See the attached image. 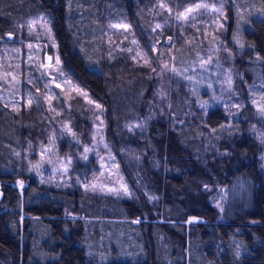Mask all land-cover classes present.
Here are the masks:
<instances>
[{
  "label": "trees",
  "instance_id": "trees-1",
  "mask_svg": "<svg viewBox=\"0 0 264 264\" xmlns=\"http://www.w3.org/2000/svg\"><path fill=\"white\" fill-rule=\"evenodd\" d=\"M158 1L0 0V58L18 53L21 47L25 52L33 25L42 21L51 24L64 68L105 108L107 138L137 197L123 201L114 212L107 211L100 200L93 199L95 204L88 198L81 200L82 192L65 194L47 189L39 184L36 174L29 172L27 151L32 150L34 159L51 133H55L61 151L75 157V176L89 182L99 170L95 161L87 164L79 158L84 145L92 144L95 131L92 111L83 100L55 101L61 112L60 122L48 115L45 105L34 103L31 109L23 105L20 111L1 107L0 179H4L6 194L0 200V209L11 206L18 213L0 212V264H98L94 261L97 257L88 255L84 239L89 218L101 215L121 219L104 223L114 230L115 241L119 242L114 247L119 255L124 248L116 239L117 229L133 234L131 242L137 241L141 247L131 257L121 256L104 264H194L195 253L203 256L198 264H264L261 148L246 133L237 140L219 138V130L227 122L224 110L206 111L191 98L185 82L162 64H155L165 47L174 48L162 61L179 50L193 53L195 47L185 42L181 29L183 17L190 13L187 8L195 16L205 4H214L218 12L227 5L234 16L232 0H162L164 15L157 17L154 10ZM94 13L104 26L101 30ZM109 15L112 24L120 23V16L127 19L132 35L138 37L139 44L130 52L112 51L105 34L111 24ZM89 20L98 25L94 37L86 28ZM254 22L247 37L264 70V19ZM158 24L164 26L161 38L154 30ZM166 34L173 39L168 41ZM138 47L155 57L153 64L134 59ZM250 57L253 59V54L238 56V67L248 71L253 65ZM33 86L40 95L38 85ZM63 124L73 128L77 139L64 130ZM17 179L31 182L21 192V186L14 183ZM221 185L229 191L224 222H218L220 210L212 198ZM68 208L86 218L73 220L66 216ZM145 209L152 212L151 219L134 225L132 217L146 218ZM22 212L32 216L23 219V225L19 219ZM35 216L47 221L46 231L41 232L45 235L42 242L31 226ZM192 216L205 222L189 224ZM146 224L147 236L142 230ZM41 228L37 227L38 231ZM215 236L218 251L212 260L205 252L214 253L211 237Z\"/></svg>",
  "mask_w": 264,
  "mask_h": 264
},
{
  "label": "rangeland",
  "instance_id": "rangeland-1",
  "mask_svg": "<svg viewBox=\"0 0 264 264\" xmlns=\"http://www.w3.org/2000/svg\"><path fill=\"white\" fill-rule=\"evenodd\" d=\"M232 3L235 11L234 16L230 14L227 5L218 12L214 4H209L210 6L205 4V8L195 16L192 15V9L187 8L190 13L183 17L181 29L186 39L185 42L192 45L193 48L195 47L193 53L184 54L179 50L168 60L162 61L166 54L174 48L173 46L171 49L165 47L161 54L158 52L161 56H158L156 60L154 56L152 57L144 49L138 47L132 56L139 63L153 64L155 60V64H162L163 68L171 71L178 80L185 82L191 98H194L206 111L222 108L226 114L227 122L219 130L218 137L224 140L236 137L235 140H237L245 133L250 135V139L255 140L258 147L261 148L264 167V70L260 62L261 57L247 37V31L253 28L254 21L264 19V0H232ZM163 9V1L159 0L158 6L154 10L155 15L157 17L164 15ZM95 14L93 17L101 30L104 26ZM86 17L92 18L89 14ZM109 18L111 24L109 21L110 25L105 34L107 41L113 46L112 51L126 50L130 52L134 46L139 44L138 37L132 35L130 31L132 27L127 23V19L121 16L119 18L121 24H112L113 17L109 15ZM92 19L95 21L94 18ZM98 25L92 20L88 21L86 28H89L93 37L98 34L99 30L96 32ZM163 28L164 26L161 24H158V27L154 26V30L158 32L160 38L165 35L162 31ZM28 34L25 52L21 47L18 53L6 54L0 58V108L7 107L20 111L23 105L31 109L32 105L37 103L39 107L45 105L48 115L54 121H59L61 112L55 105V101L61 99L67 102L83 100L92 111L95 131L92 144L84 145L79 158L87 164L93 160L99 168L96 173L91 175L89 182H84L75 176L72 173L75 157L71 152H62L55 133H51L47 143L43 144L38 151L37 158L31 159L32 150L27 151L28 156L25 157V160L29 165L28 170L32 174H36L39 184L47 189L65 192V194L82 192L84 195L81 194V200L88 198L93 204H95L93 199L100 200V205L104 207V210H113L114 212L115 207H120L123 201L135 200L137 197L135 198V190L115 154L113 144L107 138L105 108L64 68V62L59 54L60 44L50 23L42 21L35 24L29 29ZM93 37L91 39L95 40ZM166 37L168 41L173 39L169 34H166ZM244 54L247 56L253 54V59L249 58L253 65L248 71L246 69L247 72L238 67L236 63V58ZM33 84L38 85L37 89L38 92H41L40 95L34 92ZM245 123H247L246 127ZM63 128L74 139H77L76 132L69 124H63ZM29 182L31 181L17 179V182L14 183L21 186L22 192L24 187L30 184ZM3 183L4 179H0V200L6 194ZM228 196V188L224 185L219 186L217 191L212 194L214 205L220 210L218 222L225 221ZM145 210L146 218L143 216L132 217L134 225L142 224L144 219H151L152 212ZM7 211H12L16 215L18 213L11 206L0 209V212ZM66 216L73 220L86 218L83 213L73 208L67 209ZM27 217V213L22 212L19 218L21 225L24 224L23 219ZM95 218L96 221H94ZM95 218H89L90 222L87 224L88 229L84 243L87 245L88 255L91 258L97 257V260H94L96 263L104 264L121 256L131 257L140 251L141 247L138 242H131L133 234L129 232L124 234V231L117 229L115 231L116 239L118 238L121 242L120 248H124L121 249L122 254L119 255L117 248L114 247L119 244L115 241L114 230H111L110 227L107 229L104 223L107 220L114 222L121 219L104 215ZM46 222L43 217H33L31 226L33 225V231L40 242L45 240V235L41 232L45 230ZM200 222H205V219L192 216L188 220V223L194 226ZM37 227H42V230L38 231ZM142 230L147 236L149 225L146 224ZM202 236L203 238L207 237ZM211 238L214 240L211 246L214 253L206 251L205 256L214 260L217 257L215 253L218 251V245L216 236L214 239ZM238 248L243 249L241 244L238 245ZM221 253H224L223 249H221ZM194 256V264L203 260V256L199 258L197 253ZM221 262H224L223 259ZM211 263L214 264V262Z\"/></svg>",
  "mask_w": 264,
  "mask_h": 264
},
{
  "label": "water",
  "instance_id": "water-1",
  "mask_svg": "<svg viewBox=\"0 0 264 264\" xmlns=\"http://www.w3.org/2000/svg\"><path fill=\"white\" fill-rule=\"evenodd\" d=\"M9 37H10V38H14V34H10Z\"/></svg>",
  "mask_w": 264,
  "mask_h": 264
},
{
  "label": "flooded vegetation",
  "instance_id": "flooded-vegetation-1",
  "mask_svg": "<svg viewBox=\"0 0 264 264\" xmlns=\"http://www.w3.org/2000/svg\"><path fill=\"white\" fill-rule=\"evenodd\" d=\"M28 217H32V216H29V215H28Z\"/></svg>",
  "mask_w": 264,
  "mask_h": 264
}]
</instances>
